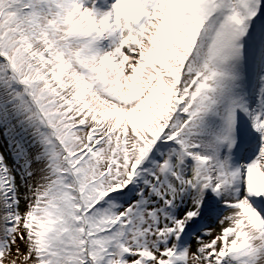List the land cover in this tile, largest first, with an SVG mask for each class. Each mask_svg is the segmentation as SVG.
Here are the masks:
<instances>
[{
  "label": "snow or ice",
  "instance_id": "1",
  "mask_svg": "<svg viewBox=\"0 0 264 264\" xmlns=\"http://www.w3.org/2000/svg\"><path fill=\"white\" fill-rule=\"evenodd\" d=\"M0 264H264V0H0Z\"/></svg>",
  "mask_w": 264,
  "mask_h": 264
}]
</instances>
